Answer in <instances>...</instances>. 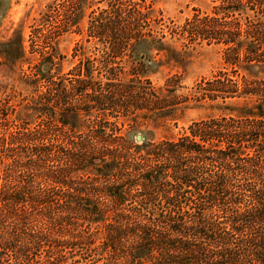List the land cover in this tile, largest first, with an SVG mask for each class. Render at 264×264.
I'll list each match as a JSON object with an SVG mask.
<instances>
[{"label": "trees", "instance_id": "obj_1", "mask_svg": "<svg viewBox=\"0 0 264 264\" xmlns=\"http://www.w3.org/2000/svg\"><path fill=\"white\" fill-rule=\"evenodd\" d=\"M235 2L225 0L216 8V18L205 17L192 30L195 35L203 33L208 42L227 46L223 62L236 75L240 73L243 89L238 93L235 82H219L216 88L193 95V105L183 104L179 110L201 108L207 99H220L223 106L210 105L220 115L192 122L187 136L154 144L144 140L145 154L138 162L120 159L113 152L105 154L116 147L108 148L113 140L101 132L88 142L81 141L77 149L69 137L66 144L61 143L62 149L46 145L44 136L37 133L14 136L9 149L0 148V153L13 151L8 156L2 153L10 162L1 176L4 185L0 188L6 190L7 199L0 198V264H264V80L260 78L264 76V21L259 17L248 20L243 30L237 25L232 32L224 31L230 23L217 22L222 15H241L244 4L245 11L261 17L264 0L237 1L239 7H229ZM109 15L91 22L93 37L108 39L105 44L111 57L101 63L110 64L111 59L128 53L133 62L129 80L142 83L151 69L140 67L153 62L147 54L167 51V47L161 37L154 38L147 18L139 12L121 11L116 32L105 37L102 26ZM107 24L112 28L114 23L109 20ZM95 70L87 62L79 75L82 79L76 80L75 87L69 85L72 91L50 82L54 101H47L59 110L66 108L60 117L62 126L68 125L66 116L75 118L80 111L86 117L94 114L100 129H105L101 126L110 115L128 123L126 114L143 110L144 98L159 96H149V88L148 93L140 87L141 93L134 91L136 87L118 77V71L108 70L102 82L99 75L92 76ZM46 74L39 71L35 83L44 81ZM217 93L220 98L214 96ZM176 98L172 93L167 97L172 101L154 111L156 119L175 117L181 104L174 103ZM227 98L245 100L232 104L225 103ZM89 145L106 150L99 151V158L87 160L90 154H98ZM77 156L78 162L87 164L84 169L88 165L98 168L96 173L77 169ZM8 165L14 169L11 182ZM44 167L49 175L31 182L40 187L32 193L24 180ZM52 197L60 202L53 207L56 212L42 215L44 201ZM4 208L9 211L3 212ZM74 221L85 223L79 225L81 236L65 237L62 231L73 229ZM10 224L15 228L8 234Z\"/></svg>", "mask_w": 264, "mask_h": 264}, {"label": "rangeland", "instance_id": "obj_2", "mask_svg": "<svg viewBox=\"0 0 264 264\" xmlns=\"http://www.w3.org/2000/svg\"><path fill=\"white\" fill-rule=\"evenodd\" d=\"M224 1L0 0V148L9 149L10 140L14 136L17 138L22 135L30 137L29 133H37L44 136L46 145L53 147L63 146L61 143L66 144L69 137L73 147L77 149L82 144L81 141L88 142L92 135L101 132L104 136L108 135L111 138L109 140H113L107 145L108 148L116 147L112 151L108 150L105 154L113 152L120 159L128 157L138 162L143 159L145 154L146 148L142 144L144 140H151L150 144L166 139L177 140L188 135V127L192 122L220 115L217 108L215 110L208 108L210 105L221 104L219 106H223L220 99L215 100L216 102H211L208 99L203 100L201 108L182 111L179 109L183 104L193 105V95L197 97L208 87L212 89L215 86L216 88V84L219 82H235L238 93L243 89L244 81L240 73L238 72L236 75L234 69L223 62V53L227 46L213 40L208 42L205 35H202V30H200L202 34L198 33L197 35L192 30V27L197 26V22L205 17L216 18L214 16L218 13L216 8L220 7ZM235 1L245 3L247 0ZM236 2L229 7H239ZM246 5L244 4L245 7ZM245 7H242L241 15L217 17L219 19L217 22L230 23V27L226 25L224 31L232 32V26L237 27V25L243 30L244 24L248 20L258 17L264 21V15L261 17L254 15L252 11H245ZM118 11L119 13L122 11L123 13L139 12L144 14V18H147V28L151 29L150 32L155 39L161 37V44L165 48L167 47V51L147 54V57L151 58L153 62L149 64L150 67L142 65L140 68L151 70H149L147 78L142 79V83L139 84L133 79L129 80L131 77L128 74L133 63L131 58L127 57L129 54L122 53L115 60L111 59L110 64L104 62V65L101 63V59L108 60L111 57L108 55L105 44L108 39L99 40L90 33L91 22L94 18L104 19L107 14H110L106 17V22L102 27L105 37L114 34L117 28L116 24L120 21L117 17L119 13L115 14ZM109 20L114 23L112 28L107 24ZM106 29L111 30V33H108ZM87 62L93 64V69H96L92 76L99 75L97 77L102 82H104V73L108 70L112 74L118 71L121 73L118 77L124 78L122 80L130 82L136 87L134 91L138 90L141 93V89L145 88V92L148 93L150 89L149 96L159 95L160 97L153 98L149 100L150 102L144 98L145 108L143 110L140 112L130 111V114H126V117H129L128 123L121 117L114 119L110 115L105 117L107 122L101 126L105 129H100L97 121L96 123L93 121L94 114L86 117L85 113L80 111L75 118L66 116L68 125L62 126L60 117L66 108L63 106L59 110L58 106L55 104L53 106L47 101V99L50 102L54 101V97L49 93L54 87H50L49 84L50 82L64 84L67 91H72L69 85L74 84L75 87L76 80L82 79L79 75L83 74ZM39 71L48 73L46 74L48 76L44 81L35 83ZM28 78L32 81L29 82ZM260 78L264 80V76ZM171 93L178 96L174 103H181L176 107L175 117L172 120L156 119L153 115L154 111L172 101L167 99ZM215 95L220 98L218 93ZM164 96L166 97L163 98ZM225 96L228 97V95ZM251 99L253 98L248 97L247 101L252 102ZM73 100L77 101L75 97ZM87 100L90 101L92 98ZM243 100L245 99L227 98L225 103L241 104ZM166 111L156 114L157 117H161ZM137 137H140L141 140L137 141ZM85 148L86 145L82 149ZM89 149L97 151L98 154H90L87 160L90 157L99 158V154H101L99 151L106 150L101 148V145H93V149L92 145H89ZM51 150L54 149L51 148ZM2 153L8 156L13 151L3 150L0 153V187L4 185V181L1 179L2 170L5 172L6 166L4 165L10 162L8 158L3 157ZM80 159L79 156L75 159L76 167L84 169L87 164L83 163L84 160L78 162ZM62 163L60 160L59 164ZM8 166L10 170L7 171V176L11 174V182L14 177V169L10 165ZM88 166L89 168L84 169L88 173L93 174L96 173V169L98 170L94 166ZM46 167L48 166L46 165ZM47 172L45 167L42 170L40 168L33 170L32 178L28 177L27 180H24L25 187L29 186L32 193L39 190L40 187L37 185L33 187L30 184L44 180L45 175H49ZM33 175L37 179H34ZM5 193L6 190L0 188V198L3 200L7 199ZM8 198L10 199V197ZM52 198L44 201L46 206L44 205L43 210L40 211L42 215L56 212L53 207H57L60 202L58 198ZM3 210L6 213L9 211L8 208ZM79 225L84 226L85 223L80 224L74 221L73 229L67 228L62 231L65 237L71 234L81 236ZM9 227L8 234L11 228H15L12 227V224ZM52 231H55V228H52ZM40 256H36V259Z\"/></svg>", "mask_w": 264, "mask_h": 264}, {"label": "water", "instance_id": "obj_3", "mask_svg": "<svg viewBox=\"0 0 264 264\" xmlns=\"http://www.w3.org/2000/svg\"><path fill=\"white\" fill-rule=\"evenodd\" d=\"M141 140V138L140 137H137V141H140Z\"/></svg>", "mask_w": 264, "mask_h": 264}]
</instances>
